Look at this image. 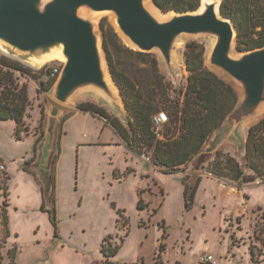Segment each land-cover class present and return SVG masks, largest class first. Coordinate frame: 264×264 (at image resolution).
<instances>
[{
	"label": "rangeland",
	"instance_id": "1",
	"mask_svg": "<svg viewBox=\"0 0 264 264\" xmlns=\"http://www.w3.org/2000/svg\"><path fill=\"white\" fill-rule=\"evenodd\" d=\"M83 15L90 13L83 11ZM94 20L100 32L101 22L106 21L117 33L113 15L102 14ZM193 41L205 46L206 66L215 71L208 63L215 43L209 37L183 38L171 69L159 53L150 54L173 87L171 97L181 101L189 76L186 45ZM19 63L30 68L39 80L20 78V83L28 86L31 101L25 119L29 134H22L18 140L15 122L0 120V161L9 179L8 198L0 190V213L6 210L9 231L0 249L1 264H10L9 252L14 249L15 264H105L102 244L120 247L110 259L113 264H202L207 255H213L216 264H251L252 246L257 247L256 255H262L258 264H264V244L254 235L264 214V180L238 188L207 171L220 151L234 157L246 174H252L245 165V142L249 128L264 118V105L242 126L240 137L220 139L223 125L200 157L179 172L164 174L149 156H140L120 140L104 119L78 110L81 104H94L126 124L119 91L120 114L99 93L84 90L69 104L58 106L52 148L45 156L48 118L57 105L54 87L45 91L47 71L64 63L59 59L38 67ZM150 70L148 63L137 61L130 75L145 83ZM239 97L241 101V93ZM53 166L54 189L50 181ZM197 177H202V182L191 207L186 208L184 180L194 187ZM54 202L57 232L49 214Z\"/></svg>",
	"mask_w": 264,
	"mask_h": 264
},
{
	"label": "trees",
	"instance_id": "2",
	"mask_svg": "<svg viewBox=\"0 0 264 264\" xmlns=\"http://www.w3.org/2000/svg\"><path fill=\"white\" fill-rule=\"evenodd\" d=\"M204 0H151L154 7L163 14L197 12ZM222 17L229 19L237 32L235 51L247 53L264 47V0H219ZM103 48L106 54L110 75L126 111V124L105 109L94 104H81L78 110L97 115L104 119L113 132L129 148L140 156H149L151 162L164 174L179 172L199 157L209 139L226 122L228 116L239 103V93L224 77L206 66V48L193 41L186 45L185 65L189 73L187 86L181 92L182 101L172 98L173 87L165 81L158 60L151 53H141L123 44L113 27L106 21L100 24ZM149 58H151L149 60ZM132 59V60H131ZM142 61L150 66L151 76L145 83L130 75L136 62ZM124 69L120 70V66ZM52 69L47 71L48 86L51 90L58 80L52 77ZM17 74H20L18 77ZM28 76L34 80L39 77L21 63L0 55V120L16 124L15 136L29 134L26 117L31 106L28 86L20 83V78ZM43 86V85H42ZM165 113L167 121L161 125L155 119ZM69 118H65L67 121ZM159 127L162 128L159 131ZM245 165L251 175L244 172L241 164L230 154L217 152L207 169L219 180H227L238 188L259 180H264V118L250 127L245 142ZM54 166L50 181L55 188ZM8 178L0 174V190L8 198ZM186 208L194 200L198 180L194 187L184 180ZM7 202V201H6ZM5 202L4 207L7 206ZM142 205L140 201L139 206ZM51 223L57 232L56 205L49 212ZM257 224L255 239L264 244V214ZM9 237L6 210L0 213V249ZM119 246L107 248L102 244L105 264H113L110 259L119 252ZM257 247L250 248L251 264L260 263L261 253L256 255ZM14 251L9 252L10 264H15ZM257 256V257H256ZM1 264V263H0Z\"/></svg>",
	"mask_w": 264,
	"mask_h": 264
},
{
	"label": "water",
	"instance_id": "3",
	"mask_svg": "<svg viewBox=\"0 0 264 264\" xmlns=\"http://www.w3.org/2000/svg\"><path fill=\"white\" fill-rule=\"evenodd\" d=\"M102 14L113 15L116 31L128 48L159 53L168 69L183 38L204 36L215 41L209 66L241 90V101L228 116L220 139L240 137L242 126L264 105V47L234 54L237 32L233 23L222 17L219 0H204L197 12H173L165 20L155 18L144 0H0V52L5 57L31 65L57 52L66 61L53 89L57 105L48 118L45 156L52 148L58 106L69 104L80 92L96 91L119 114L122 111L107 82L108 74L116 87L102 31L95 25L94 17Z\"/></svg>",
	"mask_w": 264,
	"mask_h": 264
},
{
	"label": "bare ground",
	"instance_id": "4",
	"mask_svg": "<svg viewBox=\"0 0 264 264\" xmlns=\"http://www.w3.org/2000/svg\"><path fill=\"white\" fill-rule=\"evenodd\" d=\"M144 5L145 8L157 19L159 20H165L171 17V15H163L161 13H159V11L153 6L151 0H144ZM180 46V44H179ZM1 50V48H0ZM54 59H59L62 61V63H65V58L60 54V53H53L51 55H47L46 57H44L42 60H34L31 62L32 66H43L46 63H51V61H53ZM107 70V69H106ZM107 82L109 84V86L111 87L114 95L117 97L118 96V90L117 88L113 85V83L110 81V78L107 74ZM239 93H241V90L238 88Z\"/></svg>",
	"mask_w": 264,
	"mask_h": 264
},
{
	"label": "built area",
	"instance_id": "5",
	"mask_svg": "<svg viewBox=\"0 0 264 264\" xmlns=\"http://www.w3.org/2000/svg\"><path fill=\"white\" fill-rule=\"evenodd\" d=\"M62 69H63L62 64H59V65L53 67L51 76L52 77H59L61 72H62ZM166 121H167L166 115H161V117H157L155 119V123L157 125H161V124L165 123ZM5 172H6V166L4 163H1V161H0V174H4ZM216 263H217V261L213 255H207L202 260V264H216Z\"/></svg>",
	"mask_w": 264,
	"mask_h": 264
},
{
	"label": "crops",
	"instance_id": "6",
	"mask_svg": "<svg viewBox=\"0 0 264 264\" xmlns=\"http://www.w3.org/2000/svg\"><path fill=\"white\" fill-rule=\"evenodd\" d=\"M79 112V111H78ZM121 140V139H120ZM200 157V156H199ZM198 180H200V183L202 182V177H197V179H196V182L198 181ZM195 182V183H196Z\"/></svg>",
	"mask_w": 264,
	"mask_h": 264
}]
</instances>
